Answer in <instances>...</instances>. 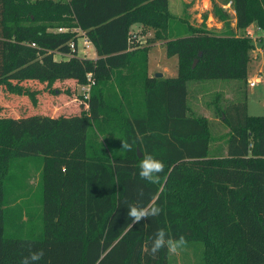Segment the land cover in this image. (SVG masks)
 Wrapping results in <instances>:
<instances>
[{"label":"trees","instance_id":"16d2710c","mask_svg":"<svg viewBox=\"0 0 264 264\" xmlns=\"http://www.w3.org/2000/svg\"><path fill=\"white\" fill-rule=\"evenodd\" d=\"M228 1L236 25L222 5ZM212 12L221 30L208 26L207 15L198 24L177 15L170 0H0V85L36 103L38 90L24 80L50 88L58 79H94L78 112L0 115V264H21L41 249L37 264H171L167 248L151 253L161 228L188 244L202 242V264H264V114L248 113L254 42L240 32L254 21L264 28V0H213ZM136 22L155 28L153 40L164 38L168 55L178 54L176 76L149 74V46L135 39ZM75 27L97 57L71 48ZM58 52L69 57L56 58ZM208 78L245 83L237 98L216 107L229 127L226 155L210 152V120L190 111L189 80ZM112 82L118 103L106 95ZM135 92L143 115L126 112ZM93 124H115L123 140L136 141L134 149L92 150ZM149 154L165 165L158 184L139 176ZM26 156L44 159L43 229L19 235L5 231L6 178L12 161ZM150 202L161 214L133 224L128 205Z\"/></svg>","mask_w":264,"mask_h":264},{"label":"rangeland","instance_id":"374dc122","mask_svg":"<svg viewBox=\"0 0 264 264\" xmlns=\"http://www.w3.org/2000/svg\"><path fill=\"white\" fill-rule=\"evenodd\" d=\"M172 10L182 17H187L191 22L198 24L204 16L206 23L214 30H219L221 21L212 12L211 9L205 6L206 0H172ZM213 3V0H212ZM210 6V5H209ZM207 9H204V8ZM212 13V16H211ZM254 35L252 37L254 46L250 49L252 56L248 66V78L259 77L256 85L248 84V104L249 111H264V28L258 24L252 26ZM240 32H244L241 30ZM79 54H89L88 50L84 52L83 33L78 32ZM172 34H167L170 37ZM164 39V38H162ZM143 41L142 43H144ZM158 50L154 51V55H158ZM153 55V56H154ZM56 58L69 57V54L58 52ZM173 58L165 57L162 63L169 65L173 64ZM193 82H201L202 86L199 91L198 99L194 95L196 85ZM228 82H239L245 88L244 82L240 79L228 78H208L195 80L191 79L188 82L190 88V102L192 110L195 113L208 112L215 117L218 129L226 131L228 126L223 123L221 115L217 112L216 107L223 106L229 101L238 97L241 85L234 84L231 87L225 86L226 91L221 85ZM23 83L31 88L37 89V102L34 103L31 97L27 94H18L10 92L4 84L0 85V115H22L36 111H43L56 114H71L75 113L80 108V103L89 96L90 90L85 88L83 84L77 81L67 82L64 79H58L52 87L47 86L46 81L37 79H27ZM220 85L219 87H216ZM216 87V88H215ZM54 88L57 90L55 91ZM199 88V87H198ZM132 89V87H131ZM233 94L226 95L227 92ZM220 92V94H219ZM133 94V93H132ZM131 94V95H132ZM107 98L113 102L120 101L121 93L118 87L112 82L106 88ZM134 94L130 101L126 102V112L132 116L139 114L141 107L135 104ZM76 97V99H73ZM255 109V110H254ZM260 109V110H257ZM220 124V125H219ZM222 125V126H221ZM213 127V126H212ZM217 127V126H216ZM89 141L92 143L93 149H101L104 152L112 150L120 153L123 141L121 130L115 128V124H110L105 130L93 124L90 133ZM99 146V147H97ZM102 147V148H100ZM105 149V150H104ZM44 167L43 156H26L19 157L12 161L10 172L6 178V197L5 207L9 213V220L5 225L7 233L19 235L38 234L43 229V199H42V173ZM204 245L200 241H192L184 249L178 253L170 254L171 264H202L203 262Z\"/></svg>","mask_w":264,"mask_h":264},{"label":"crops","instance_id":"0c3cea01","mask_svg":"<svg viewBox=\"0 0 264 264\" xmlns=\"http://www.w3.org/2000/svg\"><path fill=\"white\" fill-rule=\"evenodd\" d=\"M206 1H209V3L205 2V6L208 4L207 8L211 9V6H213L212 0H206ZM173 3L174 2L172 0H170V8L172 7ZM222 5L230 11L232 24L236 25V20L237 19H236V11H235V9L232 7L231 4H228V2H222ZM207 8L205 7L204 9H207ZM171 10H172V8H171ZM174 13H176V12H174ZM177 15H179V14H177ZM211 16H212V13H211ZM221 23L222 24H221V26H219V28H220L219 30H221L223 28V21H221ZM254 24L257 25V22L254 21V22L250 23L247 27H245V29H242V30L245 31L246 29L250 28V29H252L254 31V29L252 28V26ZM132 31L134 32L135 39L138 42H140L141 45H148L149 46L148 72H149L150 75L156 76L155 72H157V71H162L163 72L162 76H164V77H166V76H176L178 74V72H179V56H178V54H173V55H168L167 54L166 45H165V39L158 38L156 40H153V37L155 36V28L146 27V26H144V24L142 22H136V23H134L132 25ZM240 31H241V29H240ZM84 37H85V35L83 36V38ZM143 41H145V42L142 43ZM89 42H90L89 46H87L86 49L90 53L87 54V56L97 57L98 54H97V51H96L94 43L90 39H89ZM155 50L159 51L157 56H155L153 54ZM79 55H82V54H79ZM83 55H85V54H83ZM165 57H169V58H172V57L174 58L175 57V59L173 60V64L169 65L167 63H162ZM253 78H257L259 80V77H253ZM253 78H251V79L248 78L247 83H246V88L247 89H248V84H250L249 82ZM64 80L67 81V82H71V81L75 82L76 81L75 78H71V77L70 78H65ZM195 80H199V79H195ZM192 84H193V86L196 85V88H195V91H194V95L198 99L199 97H201V95L204 94V93H202L200 96L198 95L201 92L199 90H200L202 84H201V82H193ZM192 84H191V86H192ZM234 84L241 85V87H240V90H241L242 84L239 83V82L238 83L237 82H228L227 84L221 85V87L224 86L222 88H223V90L226 91V88H225L226 85L231 87ZM191 86L190 87L188 86L189 87V101L188 102H189V105L191 107L190 111L193 112L192 106H191V102H190V95H191L190 88H191ZM219 86L220 85H218L216 87H219ZM252 86H254V85H252ZM231 93L233 94V92H231V91L227 92L226 95H229ZM219 94H220V92H219ZM73 99H76V97H74ZM249 108H250V106L248 104V113L249 114H264V111H256L255 109H254L255 111H253V113H250ZM79 110H80V108L76 112H78ZM138 110L140 112L139 113L140 115H143L144 112H145V109L142 108V107H141V109H138ZM257 110H260V109H257ZM193 113H195V112H193ZM52 114H56V113H52ZM195 114H203L206 117H208V119L210 120L211 132H212V137H213V139L211 140V144H210V152L212 154H214V155H226L227 154L226 138H227V132L229 130V127H228V129L226 131H221L220 132L219 130H217L218 129V125L216 124L217 121L215 120V117L212 114H209L208 112L195 113ZM222 122L225 123L224 121H222Z\"/></svg>","mask_w":264,"mask_h":264},{"label":"clouds","instance_id":"9594fccd","mask_svg":"<svg viewBox=\"0 0 264 264\" xmlns=\"http://www.w3.org/2000/svg\"><path fill=\"white\" fill-rule=\"evenodd\" d=\"M121 149L132 151L136 144L135 140L129 143L127 140H123ZM164 163L160 159L155 158L153 155H145L139 164V176L142 180H146L151 184H158L160 182V174L164 170ZM138 195L144 196L143 189L139 190ZM127 217L133 222L138 224L143 220L150 217H157L161 214L163 209L156 206L154 203H149L146 206L139 207L136 205H128ZM188 245V241L184 235L179 238H172L163 228L158 229L154 234L151 242V253L157 254L162 248H167L169 254L178 253ZM44 250L31 251L28 256H25L21 261V264H37L44 257Z\"/></svg>","mask_w":264,"mask_h":264},{"label":"built area","instance_id":"2783aa9c","mask_svg":"<svg viewBox=\"0 0 264 264\" xmlns=\"http://www.w3.org/2000/svg\"><path fill=\"white\" fill-rule=\"evenodd\" d=\"M228 4H231V1H228ZM57 29L58 30H61V31L62 30H68V28L65 27V26H60ZM75 30L80 31V28L75 27ZM245 33L248 34V35H250V36H252V37L254 35V31L252 29H250V28L246 29L245 30ZM82 35L84 36L85 34H82ZM89 43H90L89 42V38L87 37V35H85V37H84V44H83L84 52H86V50H87L86 48H87V46H89ZM70 45H71V48L74 51H77V52L79 51V42H75L74 40H72L71 43H70ZM89 78H90V82L89 83H86V84H83V85H84L85 88H88L90 90L91 85L94 82V79H92V77H91V73L89 74ZM257 82H258V79L257 78H253L249 83H250V85H256Z\"/></svg>","mask_w":264,"mask_h":264},{"label":"water","instance_id":"95a60500","mask_svg":"<svg viewBox=\"0 0 264 264\" xmlns=\"http://www.w3.org/2000/svg\"><path fill=\"white\" fill-rule=\"evenodd\" d=\"M197 61H198V57L195 58V60L193 62V65H196ZM155 75L156 76H162L163 75V72L162 71H157V72H155ZM139 154L142 155V152L140 151Z\"/></svg>","mask_w":264,"mask_h":264}]
</instances>
